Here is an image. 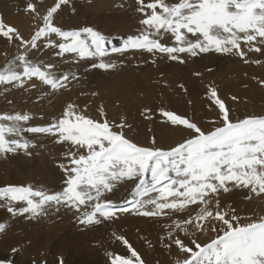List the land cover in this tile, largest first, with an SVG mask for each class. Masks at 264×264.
<instances>
[{
	"label": "snow or ice",
	"instance_id": "snow-or-ice-1",
	"mask_svg": "<svg viewBox=\"0 0 264 264\" xmlns=\"http://www.w3.org/2000/svg\"><path fill=\"white\" fill-rule=\"evenodd\" d=\"M68 3L69 0H55L41 16L37 5L29 0L24 11L42 21L29 40L0 19V38L10 44L18 41L23 49L0 68V85L23 88L28 84L36 88L33 81H39L53 92L64 87L67 74L57 75L54 64L32 57L31 50L39 52L41 46L58 49L54 54L60 57L70 53L81 59L106 55L112 38L92 27L63 30L56 26L54 14ZM136 4L142 28L138 34L123 39L121 47H113V52L167 54L168 59L180 63H184L180 54L195 57L215 52L249 63L245 58L248 53H264V0H136ZM169 34L171 46L163 42ZM93 66L103 70L115 67L103 61ZM260 83L264 85V81ZM208 98L219 110L220 123L207 132L181 115L159 110L163 123L192 132L169 149L155 147V137L151 147L138 145L125 136L123 129L128 125L123 118L115 125L106 118L94 120L71 103L59 119L45 126H27L31 119L28 113H0V156L18 151L30 154L29 149L35 145L23 133L57 137V143L69 145L64 154L67 164L58 165L66 177L62 190L0 186V206L13 218L24 214L36 218L54 206L57 211L64 207L79 213L81 225L100 224L127 212L144 217L185 214L186 218L173 221L168 232L171 244H164L165 248L175 245L178 249L175 264H264V216L244 219L235 209L225 210L218 198L221 190L228 193L230 186L248 189L256 196L264 194V115L233 121L215 88H209ZM99 111L105 117L103 107ZM125 181L135 182L132 199L124 201L130 207L107 198ZM189 226L194 229L191 233ZM5 228V223H0V232ZM176 230L190 238L191 246L178 236L173 238ZM209 231L216 235L206 243L191 239L196 232ZM113 235L131 255L106 253L110 264H145L127 239ZM60 264H64L63 260Z\"/></svg>",
	"mask_w": 264,
	"mask_h": 264
},
{
	"label": "rangeland",
	"instance_id": "rangeland-1",
	"mask_svg": "<svg viewBox=\"0 0 264 264\" xmlns=\"http://www.w3.org/2000/svg\"><path fill=\"white\" fill-rule=\"evenodd\" d=\"M5 1L2 0L1 2L4 3ZM32 2L37 5V10L41 16L45 14L48 7L54 5L47 3L45 0H32ZM167 2L174 3L177 0H167ZM67 5L62 7L63 11L71 8V11L68 12L69 14L67 10L65 14H60L59 10L54 14L56 26L61 27L63 30L92 27L105 36L112 38V43L106 46V55L104 57H85L81 59L74 53L65 54L63 57L56 56L54 53L58 49H43L42 46L39 52L31 50L32 57L54 64L56 66V74H67L69 79L65 82L64 87L55 92L39 81H33L37 84L36 88H32L28 84L23 88L13 87L12 85H0V113H28L31 119L27 126H45L51 124L54 119H59L63 115L66 106L71 103L76 106L77 111L94 120L102 121L106 118L110 124L115 125L121 123L123 118L128 125V127L123 129L125 136L138 145L151 147L150 141L155 137V147L169 149L192 135L190 130H188L187 134L175 132V128L183 126H172L169 123L160 124V126L166 127L165 130L160 131L158 127H153L161 122L160 109L178 112L176 106L172 105V110L168 106L174 97L179 96L181 100L178 103L179 108L193 109L190 115H183V117L196 123L203 131H210L220 123L218 115H216V119H206V114L209 111L214 112L211 108L214 105L211 100H206V96L202 94V100H199V97L202 96L201 93L195 94V98L191 99L186 96L189 92L183 94L185 89L191 88V83L192 86L197 85V82H194L195 78H197L202 88L205 87L207 90L215 88L217 90L219 98L224 101L226 107L230 110V116L233 121L243 119L246 116L264 115V85L260 83L264 81V53H248L245 58L249 60V63H244L237 56L215 52L200 53L195 57L180 54L184 60V63H180L179 61L168 59L167 54L136 50L113 52V47H121L123 39L129 35L138 34L142 28L140 24L142 16L136 11L138 7L136 0H69ZM23 17L27 19L29 17L28 13L25 12ZM0 19L8 25L14 26L25 40H29L31 35L34 34L35 27L42 23L38 19L12 20L8 14L1 12V10ZM163 42L168 46L172 45L173 41L170 34L164 38ZM22 51L23 49L19 47L18 41L10 44L6 39L0 38V68H3L9 60L14 59ZM256 59H259L261 63H251L252 60ZM101 61L112 63L115 67L103 70L93 66ZM73 74L75 78H73ZM170 92L172 96L168 98L167 94ZM232 97L237 99L233 100ZM202 102L205 103L202 104ZM101 107L104 109L105 117L100 115L99 110ZM145 109L150 111L145 112ZM217 112L219 110L216 108ZM146 116H151L150 120L153 121L151 126L147 124ZM213 121L216 124H213ZM207 125L211 127L210 130H206ZM171 128H174L172 137L171 131L167 130ZM116 130L119 131V129ZM22 135L29 139L35 147L29 149L30 154L18 151L0 156V170L4 172L10 171L0 175V186L8 184L32 185L34 188H43L48 192L62 190L64 187L63 181L66 177L58 165L60 163L67 164L64 154L68 151L69 145L67 143H57V137L53 136L31 133H23ZM161 135H164L171 142L170 147H165L160 143L159 138ZM134 186V181H125L118 185L117 191L107 194V198L114 201L113 196H119L126 191L131 193ZM230 188L228 197L224 196L226 193L222 190L218 197L221 206L225 210L235 209L236 214L244 219L255 220L264 216V194L256 196L248 189L236 188L235 192V188L231 186ZM229 194L233 195L231 196L232 198H229ZM151 195H155V193ZM127 196L132 199L130 194ZM240 197H242L241 200H239ZM232 200L234 201L232 202ZM61 208L62 210L64 209V212H59L61 209L57 211L55 206L51 208L52 210L49 208V218L53 216L61 219L65 216H71L73 219L69 218V220L75 221L78 216L75 210ZM66 210L69 213H66ZM53 211L58 214L54 216ZM70 212L74 213L71 214ZM48 213L47 211L46 214L48 215ZM52 213L53 215H51ZM59 213H63V216ZM47 215H41L36 218L30 215V224L26 228L12 230L16 217H11L6 208L0 206V223H5L6 225L5 230L0 232V251H6V248L10 246L24 252L28 246L34 245L38 241L37 239H43L47 233L48 235H45V238L48 237L47 240H44L43 244L36 249L39 251L40 248L50 241L49 236L52 235L50 233L55 232L56 230L53 231V229L56 228L58 232L63 230L64 232H69V230H72V232L76 231V235L80 230L81 233L78 235L82 242L86 241L84 238L88 236L89 231L95 233L100 230V236L104 233L102 237H111L109 233L105 234L108 232L105 227L116 231L120 230L122 233L120 236L127 239L132 246L138 244L135 238H140H134L127 233L126 228L117 227L115 224L109 225L105 220L102 225L94 224L93 226H96L95 229L92 225H89L92 228L90 230L87 227L84 228L77 220L75 224L69 221L70 225L72 224L71 226L69 224L64 225L68 222V217L60 221L57 218H54V221L52 217L50 218L52 220L48 219V222ZM58 215L61 217H58ZM142 218L145 217L142 216ZM146 218L157 220L160 217ZM45 220L47 221L45 222ZM109 221L113 222V219ZM105 223H107V226ZM76 224L79 226H77V229ZM80 225L82 226L81 228ZM46 227H49V229ZM82 228L89 229V231L86 230V235H84V229ZM102 229H104L103 233ZM39 234L40 236L37 237ZM82 236H84V240ZM185 237L184 233L181 232L179 238L189 244L188 238ZM28 239H32L33 244H30L32 241L30 240L29 242ZM114 239L112 238V240ZM141 239L145 240L144 238ZM93 240L97 243L95 238H92ZM10 242L15 243V245H11ZM115 243L123 249L126 247L119 240H116ZM85 244L86 242L82 243L83 246ZM99 245L102 247V245L105 246V243L101 244L100 242ZM189 245L191 246V244ZM79 251L82 250L79 249ZM123 251L127 252V249ZM106 257L107 255H105Z\"/></svg>",
	"mask_w": 264,
	"mask_h": 264
},
{
	"label": "bare ground",
	"instance_id": "bare-ground-1",
	"mask_svg": "<svg viewBox=\"0 0 264 264\" xmlns=\"http://www.w3.org/2000/svg\"><path fill=\"white\" fill-rule=\"evenodd\" d=\"M1 1H0V10H1V12L8 14L10 19H12V20L15 19V20H19V21L22 19H24V20L33 19L32 15H30V14H28L29 17L27 19L23 17L25 14V11H23V10L25 9L26 4L29 2L28 0H8V1L6 0L5 2H7V3L4 2L5 4L2 3ZM45 1L47 3L54 4L55 0H45ZM66 10L68 13L71 11V8H68ZM66 10L63 11V7H61L59 12H60V14H65ZM206 56H208V55H206ZM206 56H205V59H206ZM108 60H106V61H108ZM209 60H210V57H209ZM194 82H197V85L192 86V83H191L190 84L191 88H187V90L185 89V93H183V92L182 93L187 94V92H189L186 95L188 99L195 98L194 97L195 94L198 95L199 93H201V95L203 94L204 96L207 97L206 100H210L208 98V90L205 89V87L204 88L201 87V85L199 84V79L195 78ZM203 95L199 97V100L200 99L202 100ZM171 96H172L171 92L167 94L168 98H170ZM254 97H256V96H254ZM206 100H204V101H206ZM180 102H181V100H180L179 96H176L173 98V100L170 102V104H168V106L171 110H172V105L176 106L178 109V112L175 111L174 113H176L178 115H181V116L190 115V113H192L193 109L179 108L178 103H180ZM203 103H205V102H202V104ZM211 108L214 112L209 111L206 114V119H216V115L219 116V112L216 113V106L214 105V107H211ZM217 110H218V108H217ZM162 120H163V118L161 117V122L158 123L156 126L154 125L153 127H158L160 131L165 130L166 129L165 126H160V124H163ZM146 122L148 125L151 126L153 121L150 119H147ZM210 129H211V127L209 125H207L206 130H210ZM167 130L171 131V137H172V132H174V128L167 129ZM175 132L187 134L188 130L183 128V127H177V128H175ZM159 141L163 146L170 147L171 142L168 141L164 135L160 136ZM6 172H10V171H6ZM6 172L0 170V175L4 174ZM117 187L113 190V192L118 190ZM234 190L236 192V188ZM231 191H233V190H231ZM235 192H233V193H235ZM237 192H238V189H237ZM239 192H240V190H239ZM129 194H130V192L126 191L125 193H123L119 196H116V197H114L113 195L112 196L114 198V201L117 202L118 204H121L122 206L130 207V205L124 204L125 200L131 199L130 197L127 196ZM241 194H243V193H241ZM244 195L246 196V194H244ZM121 196H123V197H121ZM224 196L228 197V193H226ZM231 196H233V195H230L229 198H232ZM241 198L242 197H240V199L239 198L238 199L241 200ZM236 200H237V198H236ZM233 201L234 200H232V202ZM59 209L62 210L61 207ZM61 210L59 212H64V209L62 211ZM47 211L49 212L48 215L44 214V216L47 215L48 216L47 220H48V219L52 218L53 216L49 218L50 211H49V209ZM66 213H69V212L67 211ZM70 213L73 214L74 212L73 213L70 212ZM56 214H58V213L54 212V216H56ZM51 215H53V213ZM60 215L63 216V213ZM77 215H79V213ZM61 216L58 215V217H61ZM69 216H70V214H69ZM74 216H75V214H74ZM65 217H68V216H65ZM65 217H63V218H65ZM29 218H30V214H24L21 216H17L15 221H14V225L12 227V230L18 229V228H26L30 224ZM54 218L56 219L57 217H53L52 219H54ZM63 218H61V219H63ZM69 218H71V216L68 217V222L72 221V220H69ZM76 218H75V221L74 220L72 221V223L74 222V224H75L76 220L78 222V219H76ZM184 218H186L185 214H174V213L171 214V213H169V215H162V216H160L159 219L155 220V219L146 218V217L142 218V216H138V215H135L131 212H127V213H118L117 217L113 218V222H110L109 220H106V222L109 225L115 224L117 227L126 228L127 233L132 235L134 238L140 237V238H135V241L138 244L134 245L133 248L139 253V255L141 256V258L145 262V264H175V259L180 255L179 252L175 248V245H172L171 248H165L164 244L165 243L171 244V239L168 237V232L170 230H172L171 226L173 224V221L184 219ZM52 219H50V220H52ZM55 219H54V221H55ZM61 219L59 218L58 221H60ZM71 219H73V218H71ZM47 220H45V222ZM153 220H155V221H153ZM64 221H65V219H64ZM48 222H49V220H48ZM68 222L64 225L69 224V226H71L72 224L70 225V222L69 223ZM41 223H43V222H41ZM107 223H105V225ZM54 224H56V223H54ZM100 224L101 225L104 224V220H102V222ZM77 226H78V224H76V229H77ZM83 226H84V228L87 227L90 230L92 229L89 225H83ZM54 227H57V226H54ZM81 227L82 226L80 225V228ZM93 227L95 229L96 226H93ZM52 228H53V226H52ZM62 228L64 229V227H62ZM84 228H82V229H84ZM87 228L83 230L84 235L87 234L86 230L89 231V229H87ZM107 228L105 227V229L108 231L105 234L109 233V235L111 236L109 238L105 237V236L102 237V235L104 234L103 233L104 229H102L103 234L100 236V232H99L100 228L98 229L99 231H97L95 233L89 231L88 236L86 238H84V236H82V239L84 238L86 240V241H83V242H86V244H85L86 246L82 245L83 242L80 239V236L78 235L79 233H81L80 230H79L78 234L76 235V233H75L76 231L72 232V230L70 231L69 229H68L69 232H64V230L61 232H58L57 228L53 229V231L56 230L57 232L56 231H55L56 233L53 232L54 234L48 232V233L52 234V235L49 234L50 235L49 236L50 241L48 243H46L42 248H40L39 251L36 249L43 244L44 240H47L48 237L45 238V235L47 233L46 234L44 233L45 235H44L43 239H37L38 241L35 239L37 242L34 245L28 246V248L26 250H24V252L18 251V250L13 252L12 249H14V248L10 247V246L6 248V251H4V250H2V252L0 251V264H60L61 260H63L64 264H110L109 257L106 253L111 252L114 255L119 254V255L130 256L131 254L128 251H127L128 253L123 251L124 249H127L126 247L123 249L115 243V241L117 239H116V236L113 234L115 233L116 235H122L120 230L116 231V230L107 229ZM47 229H49V227ZM76 229H74V230H76ZM68 230H66V231H68ZM50 231H52V230H50ZM193 231H194V229L191 226H189V233H191ZM180 234H181V232L179 230H176V232H174V234H173V238H176L177 236L179 237ZM215 235H216V233H213L210 231L207 234L201 233V232H196L195 236H192L191 239H197L198 242L203 244V243L208 242L210 239L214 238ZM39 236H40V234L37 235V237H39ZM162 237L164 238L163 240L161 239ZM92 238H95L97 240V243L94 242L95 240L92 241ZM112 238H115V239L112 240ZM141 238H144L145 240H142ZM185 238H188V242L190 244V238L187 236ZM30 240L32 241V243H30V244H33V240L32 239H30ZM30 240H29V242H30ZM145 241H147V242H145ZM100 242H101V244L105 243V246L102 245V247H101L99 245ZM10 244L15 245V243H13V242H10ZM79 249H81L82 251H79ZM105 255H107L106 258H105ZM102 257H103L104 261H103Z\"/></svg>",
	"mask_w": 264,
	"mask_h": 264
}]
</instances>
